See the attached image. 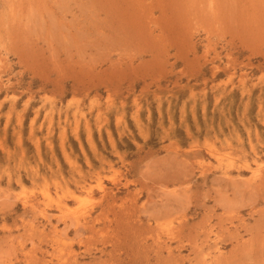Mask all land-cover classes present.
I'll return each mask as SVG.
<instances>
[{"label":"rangeland","instance_id":"1","mask_svg":"<svg viewBox=\"0 0 264 264\" xmlns=\"http://www.w3.org/2000/svg\"><path fill=\"white\" fill-rule=\"evenodd\" d=\"M0 264H264V0H0Z\"/></svg>","mask_w":264,"mask_h":264}]
</instances>
